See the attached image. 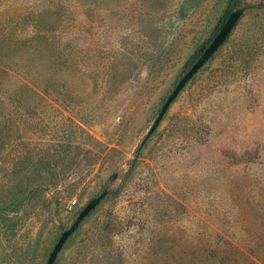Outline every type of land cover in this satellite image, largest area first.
<instances>
[{"label":"rangeland","instance_id":"1","mask_svg":"<svg viewBox=\"0 0 264 264\" xmlns=\"http://www.w3.org/2000/svg\"><path fill=\"white\" fill-rule=\"evenodd\" d=\"M106 188L55 264H264V0H0V264Z\"/></svg>","mask_w":264,"mask_h":264},{"label":"water","instance_id":"2","mask_svg":"<svg viewBox=\"0 0 264 264\" xmlns=\"http://www.w3.org/2000/svg\"><path fill=\"white\" fill-rule=\"evenodd\" d=\"M244 12L245 7L242 6L236 7L231 12V14L229 15L217 35L209 43L204 52L192 64V66L188 69L184 76L180 79V81L164 103L163 107L161 108L158 117L155 119L154 124L148 132L147 137H149L156 130L160 122L163 120L171 104L176 100L180 92L185 88L189 81L205 66V64L211 59V57L225 43V41L230 36L235 26L241 19ZM108 194L109 188H106L103 190V192H101L98 196L94 197L84 206V208L79 212L74 223L61 234L53 250L51 251L46 264H55L59 252L63 249L70 236L75 233V231L80 227L83 221L100 205V203L108 196Z\"/></svg>","mask_w":264,"mask_h":264}]
</instances>
